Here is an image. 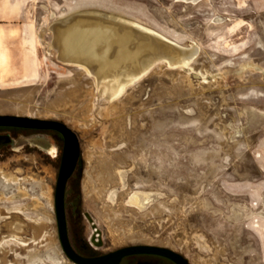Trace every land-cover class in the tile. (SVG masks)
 <instances>
[{
	"label": "rangeland",
	"instance_id": "374dc122",
	"mask_svg": "<svg viewBox=\"0 0 264 264\" xmlns=\"http://www.w3.org/2000/svg\"><path fill=\"white\" fill-rule=\"evenodd\" d=\"M83 10L199 54L98 102L96 80L55 47L57 22ZM0 115L78 135L82 162L67 190L78 217L74 198L69 215L98 252L154 246L191 264H264V0H0ZM18 155L0 166L1 264H73L55 213L60 165Z\"/></svg>",
	"mask_w": 264,
	"mask_h": 264
},
{
	"label": "bare ground",
	"instance_id": "6f19581e",
	"mask_svg": "<svg viewBox=\"0 0 264 264\" xmlns=\"http://www.w3.org/2000/svg\"><path fill=\"white\" fill-rule=\"evenodd\" d=\"M178 1L187 3L197 0ZM75 18H78V20L74 23L73 19ZM105 18L112 21L111 23L123 26L128 25L134 28V30L144 33L150 38V40L146 41L151 43L150 47L152 50H150V52L143 51L130 54V51L125 49V45L122 48V57H116V61L110 62L111 66H109L112 67V69L118 70V75L99 78L98 75H94L95 69L88 67L86 64L91 63L94 68L100 66L101 63L105 61V58L110 56L111 52L115 50V46L117 45L112 36H108L107 33H104L99 28V25H101L100 21L105 20ZM85 20H90L92 22H86ZM54 33L55 47L58 54H60L67 63L65 66L84 70L90 77L96 80L98 92L100 91L101 93L98 102L108 101L112 103L122 97L132 86L143 81L156 67L162 64H166L173 69L189 68L199 54V47L194 45L195 43L191 47H183L179 43L169 40L158 32L145 28L136 22L100 10H83L76 12L74 15L57 22ZM140 41L141 40L138 42ZM163 48L173 50V53L165 51L162 53ZM136 60L139 65L135 68L129 67V64L134 65ZM122 64L124 66H122ZM138 66L140 67L139 70L137 69L139 68ZM128 69H130V71L134 70L133 73L129 72ZM8 227L12 231L11 236L19 239L25 244V242L21 240L24 224L20 221H14L8 225ZM97 233L98 232L93 229L92 235L94 236L92 242L94 244L97 243L96 238H99V236L96 235ZM1 263L0 260V264Z\"/></svg>",
	"mask_w": 264,
	"mask_h": 264
},
{
	"label": "water",
	"instance_id": "95a60500",
	"mask_svg": "<svg viewBox=\"0 0 264 264\" xmlns=\"http://www.w3.org/2000/svg\"><path fill=\"white\" fill-rule=\"evenodd\" d=\"M74 23L78 18L73 19ZM86 22H92L90 20H85ZM100 29L107 33L108 36H112L117 44L115 50H113L110 56L105 58V61L101 63L100 66H94L86 64L88 67L95 69L94 75L99 78L103 76H114L118 75V70L112 69L110 62L116 61V57H122V48L129 50L130 54H135L139 52H145L152 50L150 47L151 43L146 40H150L148 36L144 33L134 30V28L128 25H118L111 23L112 21L105 18V20L100 21ZM112 26V27H111ZM111 28V29H110ZM131 37V38H130ZM140 42H138L139 40ZM131 41V42H130ZM119 44V46H118ZM169 46V45H168ZM166 48V47H165ZM163 48L162 53L168 52L173 53V50ZM128 53V54H129ZM59 59L63 63L67 64L65 60L60 56ZM139 65L138 61H135L134 65L129 64V67H137ZM122 66H124L122 64ZM139 67V66H138ZM138 70L140 69L137 68ZM129 72L133 73L134 70ZM137 70V71H138ZM136 72V71H135ZM0 128H18V129H29V130H41V131H55L59 133L64 139V150L61 160V166L59 170L57 185L55 189V213L58 227V235L61 247L67 259L73 264H121L126 258L138 255H153L166 258L173 262L174 264H191L190 261L183 255L162 247L154 246H131L125 247L109 254L103 255L97 258H85L76 253L73 249L68 230L67 213H66V192L70 180L73 178L76 170L79 167L82 150L81 143L78 135L69 128L66 124L59 121L52 120H39L32 119L29 117H19V116H9L0 115ZM9 138L0 137V149L4 146H8L10 142ZM93 229L99 232L93 219L87 216Z\"/></svg>",
	"mask_w": 264,
	"mask_h": 264
},
{
	"label": "flooded vegetation",
	"instance_id": "af4514ba",
	"mask_svg": "<svg viewBox=\"0 0 264 264\" xmlns=\"http://www.w3.org/2000/svg\"><path fill=\"white\" fill-rule=\"evenodd\" d=\"M0 137L9 138L8 141L10 142L8 146H4L0 149V166L5 165L7 161H10V159L14 156L19 157L18 154H24V156H26V154L28 155L45 154V156L55 160L54 162L57 165L61 166V160L64 150V139L59 133L55 131H41V130H29V129H18V128H0ZM67 192H66V213H67L69 238L73 249L76 251L77 254L85 258H97L111 253V252L100 253L98 252L99 251L98 248H94L92 244H87L82 239L81 234L76 230L78 229L77 225L73 226L72 224L73 221L71 220L72 218L69 215L70 202L71 199H73L75 196H72L68 200ZM72 206H73L72 214L74 218H77L78 217L77 199L74 198L72 200ZM121 264H174V263L160 256L138 255L124 259Z\"/></svg>",
	"mask_w": 264,
	"mask_h": 264
},
{
	"label": "trees",
	"instance_id": "16d2710c",
	"mask_svg": "<svg viewBox=\"0 0 264 264\" xmlns=\"http://www.w3.org/2000/svg\"><path fill=\"white\" fill-rule=\"evenodd\" d=\"M81 162H82V159H81V161H80V164H79V165H81Z\"/></svg>",
	"mask_w": 264,
	"mask_h": 264
}]
</instances>
